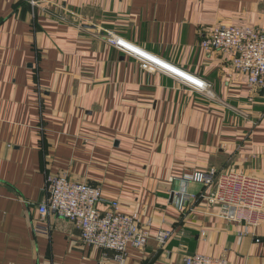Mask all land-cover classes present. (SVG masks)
<instances>
[{"label":"crops","instance_id":"0c3cea01","mask_svg":"<svg viewBox=\"0 0 264 264\" xmlns=\"http://www.w3.org/2000/svg\"><path fill=\"white\" fill-rule=\"evenodd\" d=\"M35 1L0 0V264H118L72 224L40 216L48 174L98 187L137 215L149 238L123 264L196 253L264 264V228L220 218L206 188L185 180L208 170L264 178V93L199 46L212 26L264 29V0ZM107 33L209 89L142 70Z\"/></svg>","mask_w":264,"mask_h":264},{"label":"built area","instance_id":"2783aa9c","mask_svg":"<svg viewBox=\"0 0 264 264\" xmlns=\"http://www.w3.org/2000/svg\"><path fill=\"white\" fill-rule=\"evenodd\" d=\"M30 3L32 6L37 4L35 0ZM103 38L112 48L136 60L148 73L160 72L195 92L203 93L209 89L208 84L199 78L146 53L114 33H107ZM199 46L206 52H216L228 58L234 73L245 78L250 93H264V29L212 26L204 31ZM185 180L197 181L206 188L208 193L201 196L208 204L217 206L220 218L253 230L264 228V178L208 170L193 172ZM44 190L46 197L37 205L40 216L52 215L72 224L84 245L112 252L118 264L124 263L129 246L140 249L147 243L148 231L140 227L137 215L121 211L117 201L105 200L98 187L48 174ZM188 201L181 195L178 209L183 211ZM99 205L106 209H99ZM170 237V232L161 231L156 240L165 245ZM259 241V238L255 239L256 243ZM180 264L230 262L225 256L196 253L185 256Z\"/></svg>","mask_w":264,"mask_h":264}]
</instances>
